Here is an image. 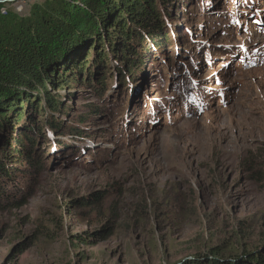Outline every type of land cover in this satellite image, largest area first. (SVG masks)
<instances>
[{
	"label": "rangeland",
	"instance_id": "1",
	"mask_svg": "<svg viewBox=\"0 0 264 264\" xmlns=\"http://www.w3.org/2000/svg\"><path fill=\"white\" fill-rule=\"evenodd\" d=\"M45 1L0 0V14ZM182 2L144 66L123 79L118 55L90 66L107 74L102 95L52 91L65 128L24 205L0 211V264H180L264 247V0Z\"/></svg>",
	"mask_w": 264,
	"mask_h": 264
},
{
	"label": "trees",
	"instance_id": "2",
	"mask_svg": "<svg viewBox=\"0 0 264 264\" xmlns=\"http://www.w3.org/2000/svg\"><path fill=\"white\" fill-rule=\"evenodd\" d=\"M182 4V0H46L33 6L27 18L0 14V211L24 205L29 179L38 178L46 164L49 134L62 136L64 100L53 92L84 84L102 95L107 74L102 71L94 77L90 66L106 70V59L118 55L125 65L121 79L144 66L147 43L155 50L167 48L165 31L177 11H183ZM83 49L96 53L92 63L80 57ZM78 129H67V136L82 137ZM231 259L236 260L221 261L214 248L182 264H264V250Z\"/></svg>",
	"mask_w": 264,
	"mask_h": 264
},
{
	"label": "water",
	"instance_id": "3",
	"mask_svg": "<svg viewBox=\"0 0 264 264\" xmlns=\"http://www.w3.org/2000/svg\"><path fill=\"white\" fill-rule=\"evenodd\" d=\"M264 250V247H261L256 253H258V252H262ZM239 258H241V257H239ZM192 259V258H191ZM191 259H188V260H191ZM188 260H185L184 262H182V263H185L186 261H188ZM236 260V259H235ZM234 259H230V260H221V261H225V262H228V261H235ZM182 263H180V264H182Z\"/></svg>",
	"mask_w": 264,
	"mask_h": 264
}]
</instances>
